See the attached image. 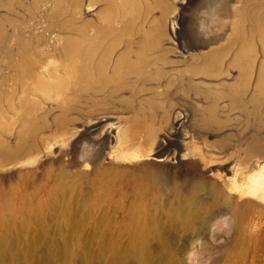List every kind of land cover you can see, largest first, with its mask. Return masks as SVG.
Here are the masks:
<instances>
[{
  "label": "rangeland",
  "instance_id": "rangeland-1",
  "mask_svg": "<svg viewBox=\"0 0 264 264\" xmlns=\"http://www.w3.org/2000/svg\"><path fill=\"white\" fill-rule=\"evenodd\" d=\"M165 1L168 14L156 7L153 19L167 20L165 30L173 22L164 37L174 53L196 19L208 34L223 30L204 0ZM171 87L101 111L75 112L68 104L65 118L56 107L36 115L30 129L8 114L10 126L0 127V264H44L46 253L53 258L45 264H82L104 243L111 264H134L125 255L133 256L149 217L160 234L168 232L162 235L176 264H264V105L259 123L205 129L207 105L186 86ZM162 152L167 157L156 158ZM189 201L200 217L177 229L170 211ZM151 248L161 263L157 242Z\"/></svg>",
  "mask_w": 264,
  "mask_h": 264
},
{
  "label": "bare ground",
  "instance_id": "bare-ground-1",
  "mask_svg": "<svg viewBox=\"0 0 264 264\" xmlns=\"http://www.w3.org/2000/svg\"><path fill=\"white\" fill-rule=\"evenodd\" d=\"M165 2L0 0V127L10 126V112L18 115L22 128L27 129L36 115H50L56 107L65 118L72 103L75 107L71 110L75 112L101 111L106 103L153 95L163 87L179 84L193 92V99L207 105L201 116L205 129L224 126L229 121L239 123L241 119L259 123V106L264 105V0H228L225 4L204 0L203 4L223 21V30L208 34L202 21L190 22L189 39L181 42L179 53L173 52L177 46L172 48L171 39L164 37L173 29L170 18L171 28L167 31L163 28L167 20L165 23L160 19L163 26L153 19L154 10L163 8ZM169 55L173 59H168ZM228 77L232 82L227 81ZM78 98L83 100L77 102ZM95 121L96 118L93 124ZM210 129L206 132L218 130ZM194 209L192 201L172 208L169 216L173 225L187 228L194 218L200 217ZM140 230L133 256L125 255L126 260L157 264L151 248L155 241L158 260L176 264L172 247L162 235L166 230L160 234L153 217L141 224ZM103 236L105 240L108 237L106 233ZM107 246L104 243L99 254L89 253L81 263L111 264ZM52 258L46 253L44 264Z\"/></svg>",
  "mask_w": 264,
  "mask_h": 264
},
{
  "label": "water",
  "instance_id": "water-1",
  "mask_svg": "<svg viewBox=\"0 0 264 264\" xmlns=\"http://www.w3.org/2000/svg\"><path fill=\"white\" fill-rule=\"evenodd\" d=\"M167 152H162V153H159L157 156H156V158H158V159H161V158H165V157H167Z\"/></svg>",
  "mask_w": 264,
  "mask_h": 264
}]
</instances>
